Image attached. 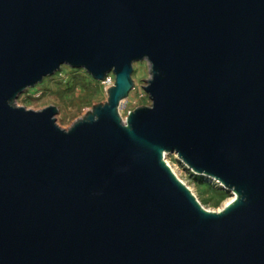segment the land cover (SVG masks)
<instances>
[{"label": "water", "instance_id": "water-1", "mask_svg": "<svg viewBox=\"0 0 264 264\" xmlns=\"http://www.w3.org/2000/svg\"><path fill=\"white\" fill-rule=\"evenodd\" d=\"M63 65L115 76L69 129L15 104ZM168 153L236 198L206 210ZM0 264H264V0H0Z\"/></svg>", "mask_w": 264, "mask_h": 264}, {"label": "rangeland", "instance_id": "rangeland-1", "mask_svg": "<svg viewBox=\"0 0 264 264\" xmlns=\"http://www.w3.org/2000/svg\"><path fill=\"white\" fill-rule=\"evenodd\" d=\"M110 74L115 79L114 74ZM150 78V67L147 61L134 63L132 73L134 88L118 107L123 120L130 111L151 105L144 87ZM107 99L108 93L103 81L95 80L83 68L63 65L55 74L45 77L41 83L26 89L18 96L15 104L34 111L56 106L58 108L56 123L63 129H69L79 119L84 118L88 111L92 110L93 105L105 103ZM165 161L206 210L221 211L236 198L232 190L224 188L217 180L192 171L177 154H166Z\"/></svg>", "mask_w": 264, "mask_h": 264}, {"label": "built area", "instance_id": "built-area-1", "mask_svg": "<svg viewBox=\"0 0 264 264\" xmlns=\"http://www.w3.org/2000/svg\"><path fill=\"white\" fill-rule=\"evenodd\" d=\"M103 83L105 84L106 89H108L110 86L114 83V78H112L111 74H107L105 79L103 80Z\"/></svg>", "mask_w": 264, "mask_h": 264}]
</instances>
